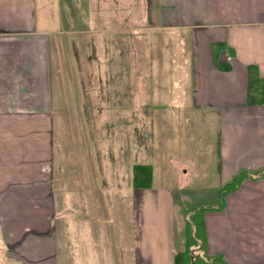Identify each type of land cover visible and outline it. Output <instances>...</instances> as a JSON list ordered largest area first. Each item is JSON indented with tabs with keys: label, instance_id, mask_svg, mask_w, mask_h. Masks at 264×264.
Instances as JSON below:
<instances>
[{
	"label": "crops",
	"instance_id": "0c3cea01",
	"mask_svg": "<svg viewBox=\"0 0 264 264\" xmlns=\"http://www.w3.org/2000/svg\"><path fill=\"white\" fill-rule=\"evenodd\" d=\"M37 1L0 0V237L6 241L7 260L72 264V251L61 254L58 249L57 220L65 227L89 216L96 219L85 222L93 232L97 220L110 219L108 212L115 207L103 191L109 184L106 177L109 172L114 177L115 171L101 168L97 149L96 160L77 155L75 175L68 172L74 176L69 184L62 182L65 171L60 175L56 171V111L62 103H57L61 94L55 79L72 74L70 67L73 64L76 70L77 65L67 34L77 33L81 44L90 40L92 78L108 81L116 77L110 71L115 40L108 33L133 32L135 38H142L149 30H178L185 33L189 77L173 110L180 111L187 102L190 110L214 113L217 123L216 184L211 187L216 195L214 202L203 206L209 207L203 212L208 251L220 256L221 264H264V102H247L248 66L256 65L264 79V0H59L63 10L59 29H51L50 12ZM54 35H60L57 41ZM214 44L224 47L215 51ZM105 60L106 71L100 73ZM126 61L132 63L128 56ZM110 104L107 99L105 105ZM80 149L85 151L86 146ZM113 150L109 149L108 164L114 161ZM165 162L159 165L158 181L169 179L177 187H133L127 234L117 236L130 247L125 254L114 247L99 252L100 263L174 264L177 251L184 250L185 211L193 207L185 195L176 199L174 194L185 193L191 177L201 174L192 162ZM137 163L151 164L134 162L132 172ZM101 169L106 176L100 175ZM235 177L230 192L223 194ZM191 191L197 190L191 187ZM68 206L78 209L74 219L61 215L67 214ZM97 207L106 208L104 216L87 211ZM82 255L75 252L77 261L83 262ZM0 264H5L2 258Z\"/></svg>",
	"mask_w": 264,
	"mask_h": 264
},
{
	"label": "rangeland",
	"instance_id": "374dc122",
	"mask_svg": "<svg viewBox=\"0 0 264 264\" xmlns=\"http://www.w3.org/2000/svg\"><path fill=\"white\" fill-rule=\"evenodd\" d=\"M44 2L40 0L37 4L50 12L48 21L51 29H59L63 16L60 1L53 3L46 0L47 5H44ZM128 33L130 36L124 38L123 35ZM128 33H108L112 35L111 39L115 40V63L110 67V71L116 73L115 80L112 79L113 86L112 80H108V85L106 79L92 78L94 65L90 40L86 41L85 38L81 44L77 33L67 34L73 45L70 55L77 62L76 70L72 64V74H62L64 78L55 79L61 94L56 96L57 103H60V100L62 103L60 111H56V171L58 175L65 171L63 184L64 181L69 184L74 178L70 177L68 172L75 175L77 155L91 159L96 149L101 152V157L98 158L101 168L115 171L114 177L110 172L106 177L109 184L104 188L101 186L111 204L115 206L108 212L110 219H98L97 229L93 232L90 231L91 226L85 223L88 219H94L89 216H84L81 222L73 220L65 227L63 221L57 220L58 249L61 254L63 250L72 251V264H102L99 261L102 257L98 253H106L113 250V247L119 253L125 254L128 251L130 246L121 244L117 236L124 237L127 234L125 229L132 215L134 188L131 183V166L134 162H150L154 166L157 173L154 172L153 187L162 185L173 188L177 185L170 183L169 179L168 182L158 181L156 174L158 175L159 165L165 160L166 164H170L173 159L192 162L201 175L191 177L193 182L186 186L189 190L185 193H175L174 198L179 199L182 194L185 195L187 204L193 208L210 205L215 200L216 192L211 189L216 184L214 174L218 132L215 115L204 110H190L186 106L187 102L180 106V111L176 110L178 112L173 110L177 109L176 107H172L183 94L182 90H185L189 77L185 33L178 30H149L146 37L142 38H135L133 32ZM59 37L60 35H54V41ZM98 54L103 56L101 50ZM103 54L108 58L107 52ZM127 56L132 63L127 64ZM155 56L158 58L156 63ZM149 57L153 58L150 62ZM107 63L108 60H105V63L99 66L100 73H105L104 66H107ZM107 99L111 103L109 106L105 105ZM97 102L100 105H97ZM146 103H149V107L145 106ZM81 145L86 146V149H80L79 152ZM111 148H114L112 153L110 152L114 161L110 160L108 164V152ZM98 155L94 156L95 160ZM102 169L100 175L106 176ZM66 178L69 180H65ZM194 183L198 185L193 186ZM191 187L197 191L192 192ZM105 209L97 207L87 211L104 216L102 213ZM66 211V215H61L70 216L71 219L78 215V209L71 206H68ZM100 227L102 229L97 231ZM119 227L124 228L120 230ZM104 231L114 239H108ZM6 248V241L0 237V258L5 264H14L15 262L7 260ZM120 248L125 251H120ZM75 252L83 254L80 257L83 262L77 261Z\"/></svg>",
	"mask_w": 264,
	"mask_h": 264
},
{
	"label": "trees",
	"instance_id": "16d2710c",
	"mask_svg": "<svg viewBox=\"0 0 264 264\" xmlns=\"http://www.w3.org/2000/svg\"><path fill=\"white\" fill-rule=\"evenodd\" d=\"M223 44H214L216 51L223 48ZM220 68H229L226 64H220ZM247 102L258 104L264 102V79L260 77L256 65L248 66V93ZM154 169L151 164L137 163L133 166L132 185L135 189L149 188L153 183ZM237 177L222 189V193L230 192V188L235 184ZM209 207L189 208L185 211L184 238L185 248L175 254L174 264H221L222 258L212 255L208 251L207 235L203 224V212Z\"/></svg>",
	"mask_w": 264,
	"mask_h": 264
}]
</instances>
